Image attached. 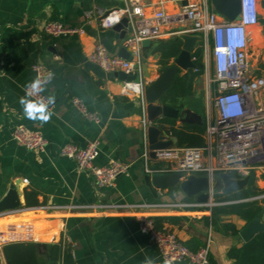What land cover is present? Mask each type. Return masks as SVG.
Here are the masks:
<instances>
[{"label": "crops", "instance_id": "0c3cea01", "mask_svg": "<svg viewBox=\"0 0 264 264\" xmlns=\"http://www.w3.org/2000/svg\"><path fill=\"white\" fill-rule=\"evenodd\" d=\"M167 1L168 13L177 12L179 4ZM210 5L213 7L211 0ZM125 7L124 0H0V203L14 186L21 192L20 205L26 208L195 201L186 199L178 187L154 193L147 185L148 173L142 159L147 104L144 107L141 98L126 90L118 72H105L90 61L98 45H103L111 57H119L125 47L134 60L133 33L123 39L122 33L106 28L101 19L88 23L85 16L95 8L111 12ZM155 10L151 7L149 15ZM49 22L81 28L84 34L49 36L43 29ZM186 28L187 25L169 24L148 46L139 45L141 76L146 84L158 77L159 67L165 66L160 55L153 53L155 43L177 37L182 40ZM250 32L253 42L263 38L264 0H259V24L251 27ZM198 37L201 41L197 48L202 43L205 49L203 38ZM36 66L52 74L43 91L47 98L55 97L54 104L49 105L52 117L47 123L26 118L19 103L26 96V86L36 79ZM184 74L182 71L180 75ZM74 101H79L85 112L98 120L87 117ZM159 121L148 122L163 132L164 140L173 138L170 127ZM177 125L183 124L177 120ZM20 126L42 133L49 141L47 150L33 152L17 145L12 135ZM92 142L99 145L97 165L118 161L130 166L117 179L114 188L98 187L89 174L79 171L75 161L60 155L69 143L85 148ZM157 164L151 160L149 165L152 170L166 168H156ZM255 174L258 187L264 191V175ZM216 193L223 194L215 192L214 202ZM263 195L239 202L262 201L264 198H258ZM216 203L219 205L215 207L182 210L165 207L30 210L18 217L0 219L2 263H6L3 254V247L8 245L6 241L45 244V248H38L42 264H49L46 256L49 246L63 241L64 246L70 247L76 264H145L149 258L155 264H164L157 248L140 231L139 217L146 216L155 220L161 229L174 232L193 252L208 246L209 264H237L235 251L248 243L240 233L250 222L235 215L213 217L214 208L228 204Z\"/></svg>", "mask_w": 264, "mask_h": 264}, {"label": "built area", "instance_id": "2783aa9c", "mask_svg": "<svg viewBox=\"0 0 264 264\" xmlns=\"http://www.w3.org/2000/svg\"><path fill=\"white\" fill-rule=\"evenodd\" d=\"M124 2L125 8L111 12L95 8L87 11L85 16L88 23L101 19L106 28H114L123 18H128L134 28L131 41L135 47L134 60L128 61L121 57H111L103 45H98L91 55L90 61L108 73L119 71L127 74L138 73L135 81H125V88L128 92L141 98L144 107L146 106V80L141 76L142 60L138 50L144 40L157 39L162 35L164 27L169 24H179L187 25L182 34L201 36L205 45L210 44L211 47L212 64L209 65L204 60L207 76L205 83V145L203 147L172 146L158 149L154 151L156 157L153 159L148 139L150 125L145 112L142 159L146 172L151 175L154 173H181L183 174L182 180L191 175L207 176L212 182L220 173L235 174L238 179L247 177L251 173L264 174V79L255 77L252 73L253 39L250 32L251 27L259 24V0H240L241 12L235 21H229L219 15L210 5V0H172V3L179 4L177 12L173 13H168L167 0H158L156 3L146 0H124ZM151 7L156 8L152 12V16L149 15ZM253 16L254 22H252ZM43 29L45 34L52 37L84 34V30L81 28H67L57 22L46 23ZM241 35L244 39L243 46L234 47L235 41ZM222 58L223 67H221ZM193 59L195 61V58ZM34 69L36 79L44 80L49 76L42 66H36ZM137 86H139L138 91ZM39 95L47 100L43 92ZM74 103L87 117H93L85 112L79 101H74ZM93 119L98 120L97 117H93ZM12 138L17 145L33 152H45L49 146V141L42 133L31 131L23 126L14 130ZM60 155L75 161L79 171L89 174L102 189L114 188L117 179L126 174L130 168L118 161H113L106 166L97 165L96 160L99 157L97 142H92L85 148L69 143L61 149ZM151 160L165 163L167 166L164 170H152L149 165ZM210 194L211 200L206 204L185 201L156 205L103 203L87 206L47 205L39 208L20 206L1 212L0 219L18 217L30 210L51 212L85 208L104 211L114 208L134 210L149 207L182 210L219 205L213 201V189ZM260 198H264V195L258 199ZM139 222L141 233L146 235L150 243L157 248L163 263L168 260L171 261V264L182 262L209 264L210 250L208 246L193 252L181 242L174 232L159 229L155 220L140 216ZM10 242L12 241L5 243L9 244Z\"/></svg>", "mask_w": 264, "mask_h": 264}, {"label": "water", "instance_id": "95a60500", "mask_svg": "<svg viewBox=\"0 0 264 264\" xmlns=\"http://www.w3.org/2000/svg\"><path fill=\"white\" fill-rule=\"evenodd\" d=\"M211 4L219 15L229 21H235L241 12L240 0H211ZM113 29L122 33L123 39L128 33L130 34L134 31L128 18H123ZM181 38L183 40L181 53L174 59L171 65L159 67L158 77L145 85L148 121L151 124L162 119L178 120L183 125H203L204 123L203 117L191 109L179 110L172 106L163 105L161 102L165 93L173 86L182 71L193 75L197 70L193 56L201 38L191 35H182ZM150 43L151 40H144L142 42L145 47ZM119 57L133 61L131 52L125 47L121 49ZM117 75L121 80L126 82L135 81L138 77V73L127 74L125 72H118ZM162 134L163 132L157 126H149L148 137L150 149L152 150L151 157L153 159L156 157L154 151L177 144L175 137L164 140ZM182 178L183 174L181 173H154L152 175L148 174L146 181L154 193L156 190L160 191L178 187L186 199L195 200L202 204H206L211 200V189H213V196L215 192L223 194L233 193L246 188L250 181L249 176L244 179H238L229 173H220L213 182L207 176L191 175L184 180ZM20 195L21 192H19L18 186L12 187L5 199L0 203V213L20 207ZM261 232H264V213L261 217L251 221L241 231L240 235L245 242H249ZM37 247L42 249L46 245L39 243ZM1 263L2 259L0 255Z\"/></svg>", "mask_w": 264, "mask_h": 264}, {"label": "trees", "instance_id": "16d2710c", "mask_svg": "<svg viewBox=\"0 0 264 264\" xmlns=\"http://www.w3.org/2000/svg\"><path fill=\"white\" fill-rule=\"evenodd\" d=\"M182 40L173 38L167 41L159 40L152 48L154 54L161 57V62L169 66L170 61L181 53ZM193 58L197 65V71L193 75H179L173 86L165 93L162 104L172 106L179 110L191 109L202 115L203 99L202 93L196 92L195 81L205 73L204 45L201 43ZM161 125L170 127L171 136L177 139L178 147H203L205 145L206 121L203 125H177V120L163 119ZM168 132V135H170ZM234 178L238 176L233 174ZM250 181L246 188L241 191L220 194L216 193V202L226 203L213 209V217L220 215H235L247 222H251L264 213V200L239 202L264 194L258 185L255 173L250 174ZM236 202V203H229ZM159 229L160 226L157 225ZM234 232H237L234 230ZM186 246V245H185ZM187 247V246H186ZM200 250V249H199ZM196 252V251H194ZM236 252V253H235ZM237 264H264V232L258 234L254 239L236 250ZM6 264H42L39 259V249L35 243H10L3 247ZM49 264H76L68 245L63 241L52 244L46 252Z\"/></svg>", "mask_w": 264, "mask_h": 264}, {"label": "clouds", "instance_id": "9594fccd", "mask_svg": "<svg viewBox=\"0 0 264 264\" xmlns=\"http://www.w3.org/2000/svg\"><path fill=\"white\" fill-rule=\"evenodd\" d=\"M254 16L252 18V22H254ZM244 44L243 36L241 35L238 40L235 41L234 47H241ZM234 62V58H233ZM224 66L223 58L221 59V67ZM52 79V74L41 80L40 78L35 79L30 84L26 86V96L21 97L19 103L23 106L24 115L26 118L30 120H38L42 123H47L51 117L52 112L49 111V105L54 104L55 97H48L45 100L44 97L39 94L42 93L45 88L44 85L49 83ZM139 90V86H137V91ZM29 97H36L35 99H29ZM145 264H155L152 259H146ZM164 264H171V261L166 260Z\"/></svg>", "mask_w": 264, "mask_h": 264}, {"label": "rangeland", "instance_id": "374dc122", "mask_svg": "<svg viewBox=\"0 0 264 264\" xmlns=\"http://www.w3.org/2000/svg\"><path fill=\"white\" fill-rule=\"evenodd\" d=\"M211 47L206 44L204 49V60L211 65ZM251 61H252V73L255 77L264 79V32H263V38H259V40H255L252 43L251 48ZM212 72V71H211ZM206 73H204L201 77L197 78L195 81V88L196 92H205V83H206ZM203 99V106H202V115L203 118H206V102L204 101L205 96L202 95ZM158 167L156 168H164L167 165L165 163H158ZM259 175L263 173H257ZM264 175V174H263ZM262 176V175H261Z\"/></svg>", "mask_w": 264, "mask_h": 264}, {"label": "bare ground", "instance_id": "6f19581e", "mask_svg": "<svg viewBox=\"0 0 264 264\" xmlns=\"http://www.w3.org/2000/svg\"><path fill=\"white\" fill-rule=\"evenodd\" d=\"M33 227H34V226H33ZM12 228H13V227H12ZM15 228H16V227H15ZM9 230H10V229H9ZM16 230H17V229H16ZM18 231H19V230H18ZM33 231H34V230H33ZM33 231H32V232H33ZM9 232H10V231H9ZM15 232H17V231H15ZM19 232H20V231H19ZM15 234H16V233H15ZM20 235H21V234H20ZM14 238H15V237H14ZM18 239H19V238H18Z\"/></svg>", "mask_w": 264, "mask_h": 264}]
</instances>
